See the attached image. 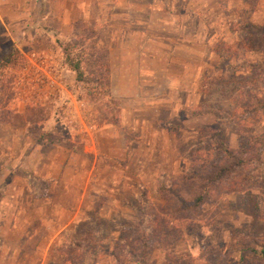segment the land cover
Returning a JSON list of instances; mask_svg holds the SVG:
<instances>
[{
  "label": "rangeland",
  "instance_id": "obj_1",
  "mask_svg": "<svg viewBox=\"0 0 264 264\" xmlns=\"http://www.w3.org/2000/svg\"><path fill=\"white\" fill-rule=\"evenodd\" d=\"M205 4L215 7L204 18L217 58L195 76L200 102L178 109L139 106L127 129L119 116L123 96H134L137 88L144 95L163 90L161 79L155 85L133 75L134 52L120 75L113 60L112 88L92 99L63 71L50 88L42 78L33 81L32 61L42 54L49 68L61 65L60 47L71 39L67 30L47 36L26 29L19 37L15 30L13 45L0 37V50L17 48L25 60L14 76L19 90L9 89L3 100L40 105L21 115L0 110L8 120L0 137L18 130L33 140L45 132L41 151L54 163L65 162L61 178L46 181L19 170L4 177L14 184L6 192L18 205L20 226L28 219L17 264H264V0ZM97 26L96 37L105 40L106 24ZM205 181L208 195L193 207L191 192ZM145 248L138 263L126 253Z\"/></svg>",
  "mask_w": 264,
  "mask_h": 264
},
{
  "label": "crops",
  "instance_id": "obj_2",
  "mask_svg": "<svg viewBox=\"0 0 264 264\" xmlns=\"http://www.w3.org/2000/svg\"><path fill=\"white\" fill-rule=\"evenodd\" d=\"M206 2L207 0H0V37H5L13 45L15 38L26 29L42 31L49 36L54 29L70 33L71 27L76 23L93 29L105 23L106 29L101 30H105L107 37L105 40L96 37V43L105 46L107 51L109 89L112 88L113 60L118 61L117 72L120 75L122 70L127 72L126 62L132 59L130 53L133 52V75L148 78V84L156 85L158 78L163 82L162 92L154 91L150 95H144L137 88L134 96L124 95L122 99L118 96L122 100L119 122L127 129L135 122V108L139 106L148 108L167 103L178 109L198 103L200 92L197 93L195 89V76L208 69L207 66L215 56L210 37L214 32L210 33L212 27L204 18L215 7L208 5L206 9ZM27 4L29 8H25ZM199 6L203 7L197 9ZM15 30L18 32L16 37L12 34ZM225 42L227 41L222 43ZM46 57V54H42L32 61V70L36 69L32 74L33 81L38 77L42 78L44 87L50 88L51 83L56 84L60 80L61 71L73 81V74L66 69L63 60L60 66L51 69L46 63ZM27 59L31 60L28 56ZM146 61L151 62L148 68L145 67ZM19 70L13 72L14 76ZM17 84L13 77L10 91L19 90ZM61 86L59 84L62 90ZM33 89L30 87V91ZM37 106L40 107L37 101L29 106L21 101L14 103L12 97L7 103V108L10 107L17 115L22 114L21 109ZM129 108L135 110L127 111ZM141 123L139 122L140 125ZM103 133L107 140H118L115 138L117 134L113 132ZM7 134L10 136L0 137V264H17L14 257L17 246L24 243L29 234L26 227L28 219L23 218L26 226H20L18 205L14 202L12 193L6 192L14 189V184L11 179L6 182L4 177L10 174L13 178L12 172L19 170L28 173V176L40 175L39 179L46 181L61 178L65 162L58 160L59 162L54 163L53 158L46 157L41 151V143L28 139L23 132L17 130V134L11 131ZM123 150L120 153L125 151ZM40 161L47 163L42 164ZM40 165L47 166L41 169ZM8 201L10 207L12 203H15V207L7 212L4 206Z\"/></svg>",
  "mask_w": 264,
  "mask_h": 264
},
{
  "label": "trees",
  "instance_id": "obj_3",
  "mask_svg": "<svg viewBox=\"0 0 264 264\" xmlns=\"http://www.w3.org/2000/svg\"><path fill=\"white\" fill-rule=\"evenodd\" d=\"M70 34L71 39L62 45L60 50L64 55L63 64L65 65L66 69L73 74L74 83L81 85L86 91H88L89 98L94 99L98 96H107L109 92V67L107 51L97 46L95 30L87 25L76 23L73 25V27H71ZM226 54L229 53L227 52ZM24 62L25 60L23 58L22 52L16 48L8 47L6 49L0 50V110H6L8 112L7 103L9 100L8 98L3 100V98L7 97L6 95L10 89V84L14 77L13 72L20 68ZM253 69L254 68H252L251 72ZM11 114L17 115L13 112ZM8 115H6V117H8ZM6 122H8L7 118L3 120L0 116V125ZM24 122L28 126L31 125L28 120H25ZM117 123L118 121L116 124ZM31 132H34L32 130L30 131L29 135L32 136ZM46 137L47 134L45 132H41V134L33 138V140L35 142L41 143L46 140ZM221 150L222 152L224 150L227 151L229 157L231 156L229 149L222 148ZM212 167L216 166L214 165ZM223 173L227 175L228 171ZM192 179L201 181L200 176L195 177L194 175H190L189 180ZM204 183L205 184L196 182L191 192L192 198L190 205L193 207H197L208 195L205 190L207 181ZM176 211L180 212L178 209ZM157 220V216L154 215L152 225H155L154 221ZM259 247L262 249L261 253H264V242ZM133 250L134 249H130L129 251H126V253L129 254L130 259L137 263L139 262L138 259H143L147 256L146 248V251L144 249H137L133 252ZM140 255L143 258H140Z\"/></svg>",
  "mask_w": 264,
  "mask_h": 264
}]
</instances>
